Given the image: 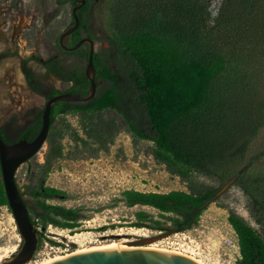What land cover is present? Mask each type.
<instances>
[{
    "label": "trees",
    "instance_id": "16d2710c",
    "mask_svg": "<svg viewBox=\"0 0 264 264\" xmlns=\"http://www.w3.org/2000/svg\"><path fill=\"white\" fill-rule=\"evenodd\" d=\"M93 2L86 0L78 9V26L69 42L74 45L80 40L83 30L97 41L107 42V47L93 53L96 93L87 102L60 101L52 106L44 161L37 164L38 182L27 186L40 210L36 218L23 198L31 221L36 229L38 221L42 229L47 224L73 228L83 217L79 208L48 203L67 195L45 184L54 162L63 156L60 138L52 130L55 119L77 113L82 116L84 133V138L77 136V140L84 146L93 145L94 154L106 151L125 128L134 142H151L155 160L188 183V190H123L119 201L125 206H149L167 220L138 210L129 226L189 230L216 199L215 190L194 177H214L221 185L228 181L264 121V94L260 92L264 0H221L215 16L209 11L210 0H109L110 27L104 36H95L92 28ZM56 3H70L72 9L76 1ZM77 51L87 58V48L80 46ZM76 76L85 82L83 90L77 91L85 94L89 81L83 71H77ZM105 110H113L121 121L103 120L99 113ZM40 124L37 116L9 134L11 139L3 129L0 137L7 142L32 140ZM254 181L257 178L240 173L235 184L251 197L249 211L264 232V191L256 197L251 194ZM0 205L9 209L1 172ZM228 223L237 236V263L264 264V237L258 229L234 212L229 213ZM37 231L39 248L44 237Z\"/></svg>",
    "mask_w": 264,
    "mask_h": 264
},
{
    "label": "rangeland",
    "instance_id": "374dc122",
    "mask_svg": "<svg viewBox=\"0 0 264 264\" xmlns=\"http://www.w3.org/2000/svg\"><path fill=\"white\" fill-rule=\"evenodd\" d=\"M220 3L221 0H210L209 11L212 16L217 13ZM108 6L109 0H98L93 6L92 28L97 36L109 33ZM71 10L70 3L59 5L56 0H0V23L6 18L8 23L21 30L18 42L24 41L26 44L22 48L26 52H21V55L38 71V64L29 60L30 52H36L46 58L55 49L59 34L71 22ZM101 47H107V42L96 41L95 50L98 51ZM10 50L14 52V46ZM17 51L20 52L21 47H18ZM12 57L14 69L9 68L7 76L4 75L1 65L3 63L10 66L13 63L4 60L0 64V127L8 124L17 130L34 118L40 108L30 107L41 105L43 99L24 91L25 88L23 89L18 80V55ZM66 60H70L76 68L85 64V59L76 53L68 56ZM10 75L11 81L8 79ZM55 82L58 85L56 79ZM260 92L264 94V78L260 84ZM99 115L105 121L111 118L118 123L121 121L113 110H105ZM81 119L82 116L77 113L56 117L52 130L60 138L63 156L54 162L45 184L58 188L67 195L66 199H50L47 200L48 203L79 208L83 217L73 228L47 224L45 229H42L38 221L37 229L43 232L44 239L33 259L26 264H40L79 249L113 243L181 252L199 259L204 264H238L240 255L237 236L228 223L230 212L253 225L264 237V232L255 223L249 211L251 197L235 184V180L242 173L258 180L254 181L251 194L256 197L264 191V121L249 143L244 161L238 165L234 176L224 183L232 180L230 186L219 195L216 194L215 201L209 203L195 226L165 236L168 231L129 226L136 220L135 212L138 210L148 212L155 219L167 220L152 207L125 206L119 201L121 193L126 189L143 192L188 190V183L169 173L163 163L155 160L151 154V142H134L125 128L115 135L114 141L106 151L94 154L93 145L84 146L77 140V136L84 138ZM46 149L44 143L40 151L21 164L15 172L16 183L34 218L40 210L35 204V199L29 195L27 186L37 184L40 173L37 164L44 161ZM193 180L212 188L216 193L224 186L214 177L196 175ZM49 240L57 242L58 245L50 243ZM20 244L21 236L10 210L0 205V261L12 256Z\"/></svg>",
    "mask_w": 264,
    "mask_h": 264
},
{
    "label": "water",
    "instance_id": "95a60500",
    "mask_svg": "<svg viewBox=\"0 0 264 264\" xmlns=\"http://www.w3.org/2000/svg\"><path fill=\"white\" fill-rule=\"evenodd\" d=\"M77 3L71 10L73 23L67 27L58 37L59 45L68 51L75 50L87 44L88 55L85 65V76L89 81V88L85 94L62 92L50 97L41 111V124L38 133L32 140L19 139L7 142L0 137V172L3 188L8 201L10 212L15 221L16 228L21 236V244L18 250L10 257L0 261V264H26L34 257L39 246L38 231L31 221L26 203L16 183L15 172L18 167L30 160L40 151L46 142L50 130L51 107L59 101L87 102L96 93L95 67L93 53L96 41L89 37L78 40L73 46L68 47L66 40L78 26L77 10L84 0H75ZM232 180L216 193L219 195ZM176 231H168L165 236ZM43 264H201L191 256L181 252H170L158 248L137 246L135 248H98L79 252H72L60 258Z\"/></svg>",
    "mask_w": 264,
    "mask_h": 264
},
{
    "label": "flooded vegetation",
    "instance_id": "af4514ba",
    "mask_svg": "<svg viewBox=\"0 0 264 264\" xmlns=\"http://www.w3.org/2000/svg\"><path fill=\"white\" fill-rule=\"evenodd\" d=\"M93 1L95 2L96 0ZM94 2L93 4H95ZM85 4H86V0H84V3L81 5V7L84 6ZM17 6H19V3H17ZM4 19L5 20H3L2 23H0V64L4 60H8L11 63H13L14 59H12L13 58L12 56L18 55L19 60L16 64L18 66L17 69L20 72V77H18L20 84H22L23 89L25 88L24 91H26L28 94L33 95L39 99H43V103L41 105H34L30 107V108H40L39 110L36 111V115L34 117L40 116L41 119L42 108L44 107L45 102L50 97L62 92L79 93L78 91L83 90V88L85 87V82L81 79L82 76L81 77L76 76V72L83 71L84 73L86 59L79 54L77 49L72 51L63 49L59 45L57 38V42H55V49L52 52H50V54H48L46 58H43L36 52H30L31 53L29 57L30 62H35L40 67V70L35 71V69H33L29 65L28 59L23 58V56L21 55V52L22 53L26 52L25 50L23 51L22 49L23 45H26L25 42L22 41L21 42L22 44L18 42V36L20 35L21 30L17 28V26H13L11 23H8L6 21V18ZM70 25L71 24H69L67 27H69ZM71 34L68 36L66 40V45L68 47L73 46V44L69 42V38L71 37ZM80 37L81 38L89 37L94 39L93 37H90L89 34L86 33L84 30L81 31ZM94 40L97 41L96 39ZM12 46H14L15 48L14 52L10 50ZM82 46L84 49L86 48L88 49L87 44H83ZM18 47H21L20 52L17 51ZM75 53L81 56L83 59H85V64L81 68L80 67L76 68L74 64L70 62V60H66L68 56H71ZM14 65L15 63L10 64V66L2 63L1 66L4 69L5 76H7L9 68L12 70L14 69L13 68ZM8 79L11 81L12 76L11 75L8 76ZM55 79L58 81V85L56 84ZM65 85L66 87H64ZM0 129H3L4 132L8 134L7 136L8 140L11 139L12 136L10 135L12 132H14V129L11 126H9L8 124H4L0 127Z\"/></svg>",
    "mask_w": 264,
    "mask_h": 264
},
{
    "label": "bare ground",
    "instance_id": "6f19581e",
    "mask_svg": "<svg viewBox=\"0 0 264 264\" xmlns=\"http://www.w3.org/2000/svg\"><path fill=\"white\" fill-rule=\"evenodd\" d=\"M137 246H128V245H125V244H120V243H113V244H105V245H100V246H93V247H87L85 249H79L75 252H79V251H85V250H90V249H98V248H135ZM142 247H147V248H153V247H148V246H142ZM160 249V248H158ZM161 250H164V249H161ZM166 251H170V250H166ZM170 252H176V251H170ZM188 255V254H187ZM190 256V255H189ZM192 257V256H191ZM56 258H60V256H56L54 258H50L40 264H43V263H46V262H49V261H52ZM193 258V257H192ZM195 259V258H194ZM198 262H200L201 264H204L202 261H200L199 259H196Z\"/></svg>",
    "mask_w": 264,
    "mask_h": 264
}]
</instances>
